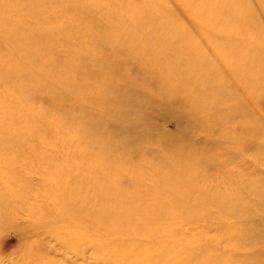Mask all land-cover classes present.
<instances>
[{"label":"bare ground","instance_id":"obj_1","mask_svg":"<svg viewBox=\"0 0 264 264\" xmlns=\"http://www.w3.org/2000/svg\"><path fill=\"white\" fill-rule=\"evenodd\" d=\"M260 15L264 0H0V225L30 196L37 229L97 264H264ZM163 113L176 132L149 142ZM213 225L242 252L201 245Z\"/></svg>","mask_w":264,"mask_h":264},{"label":"rangeland","instance_id":"obj_2","mask_svg":"<svg viewBox=\"0 0 264 264\" xmlns=\"http://www.w3.org/2000/svg\"><path fill=\"white\" fill-rule=\"evenodd\" d=\"M47 9L51 10V7H48ZM260 18L264 24V16L260 15ZM36 102V105H38V103L46 104L47 98H41L39 102ZM150 126L151 133L154 137L149 139V142H157L159 138L165 136L164 134H172L176 132V123L174 119L168 118V115L165 113L155 117ZM75 146L78 147V145ZM95 156L97 157V154ZM258 165L261 168V172L258 174L264 173V157L258 160ZM27 173V171H24V174L21 173L18 175L17 179H19L20 182H23L25 178H31V175ZM32 176V179L29 181L30 183L31 181L34 182V177H45L44 174L39 173L33 174ZM30 198L31 197L28 196V202H26L29 207L27 205L23 206L24 204H20L18 207L12 209L9 206L12 210V214H5L6 217H3V220L1 221L0 264H97L96 260H94V254L91 246L88 243L81 244V250L77 254L65 244L64 240L60 239L59 235L54 233V230L57 229L56 227L54 229L52 228L53 230L47 231L37 229L35 226L36 220L38 218L44 219L48 214L43 212V208L40 209L38 204H32ZM35 214L38 215L36 218L34 217L36 216ZM230 219L231 218L225 220L230 221ZM202 223L209 224V221L204 220ZM60 224L67 226L68 219L63 218L62 223L60 222ZM253 226L256 228V233L264 245V226H260L259 223H256ZM164 231H173V228L171 226H167ZM196 232V230L193 232L192 229H189L187 235L195 236ZM132 233L134 234V232ZM205 235L208 240H202L200 237L196 236L198 240L200 239L199 243L203 246L207 245L208 247L228 250L232 253L236 252V254H240V252H242V248L238 246L239 241L235 238H227L223 234L218 233L214 225L209 231H206ZM108 237L109 236H106V238ZM171 240L174 243V251L180 250L182 246L184 247V240L179 241L175 238H172ZM199 243L194 244V246L190 245V247L200 249L201 245ZM142 247L149 251L155 249L154 245L149 244L142 245ZM183 254L186 253L183 252ZM157 256L158 258L163 259L160 264H174V260L171 259L168 254L164 253L163 250H158ZM181 258L184 257L181 256Z\"/></svg>","mask_w":264,"mask_h":264}]
</instances>
